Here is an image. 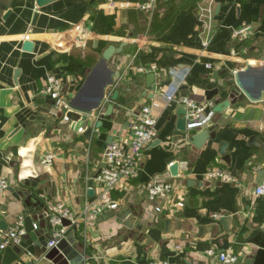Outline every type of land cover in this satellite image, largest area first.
<instances>
[{"label":"crops","instance_id":"0c3cea01","mask_svg":"<svg viewBox=\"0 0 264 264\" xmlns=\"http://www.w3.org/2000/svg\"><path fill=\"white\" fill-rule=\"evenodd\" d=\"M206 1H160L149 11L137 6L140 0H52L43 6L36 0H0V177L28 192L39 224L37 232L24 236V247L39 256L35 248L50 234L46 213L51 205L64 201L80 212L95 199L99 185L94 181L96 195L90 196L83 174L93 175L105 162L110 142H128L135 112L149 104L158 133L143 152L138 175L113 189L116 209L68 232L76 234L73 244L63 245L71 259H77L78 251L84 256L78 264H148L155 259L217 264L208 249L233 247L240 264L248 259L264 264V195L253 193L264 183V98L252 101L236 81V72L247 63L258 68L264 63V0H213L211 32L201 21ZM246 24L252 32L233 38V29ZM26 40L33 41V51L24 50ZM124 41L123 51L110 60L121 77L109 89V101L81 124L83 132L73 129L72 121L60 117L57 102L41 92L47 77L61 79L72 97L103 51ZM232 49L238 56L231 55ZM151 66L155 69L138 70ZM173 70L185 77H174ZM149 73L155 75L151 86ZM174 87H179L178 97L202 99L213 112L206 128L215 136L200 147L189 141L195 131L189 130L187 138L176 134L177 110L184 106L164 96ZM226 100L230 105L215 112ZM48 152L56 158L44 167L40 159ZM171 162L178 163L176 176ZM210 166L227 169L241 185L207 178ZM168 177L175 183L174 200L157 212L147 190L154 179ZM25 209L9 190L0 194V220L8 228L26 217ZM112 211L116 215L107 216ZM124 211L132 216L131 226L120 222ZM3 259L0 249V264Z\"/></svg>","mask_w":264,"mask_h":264},{"label":"built area","instance_id":"2783aa9c","mask_svg":"<svg viewBox=\"0 0 264 264\" xmlns=\"http://www.w3.org/2000/svg\"><path fill=\"white\" fill-rule=\"evenodd\" d=\"M114 0H108L111 2ZM160 1L170 0H140L138 7L144 10H153L157 3ZM214 19V7L213 0H208L202 6V18L204 29L211 32L213 29ZM253 30V26L246 24L239 28L233 29V38H244L250 34ZM88 34L91 31L86 30ZM82 41H86V38H80ZM209 38L205 39L207 44ZM86 43V42H85ZM231 55L238 56V52L232 49ZM210 66V64H208ZM155 69V66L140 67L138 70L141 72H147ZM174 77L184 78L185 74L173 70ZM179 87L171 88L165 91L164 96L170 100H176L181 103L186 109L187 129L192 131H198L206 128L211 122L213 112H208L207 102L202 99H197L193 96H181L178 97ZM44 95L51 97L57 102L58 106L63 112L60 114L58 111H54V115H60L65 121H72L66 116V111L69 108L68 101L70 99L68 95L65 83L57 78L55 75L50 74L47 77L45 87L41 91ZM157 117L153 112L152 105L144 104L138 111L135 112L134 118L131 121L130 138L128 142L113 141L107 145L105 150V162L106 166L102 169L101 173L96 177L95 181L99 185L98 194L94 200L86 202L80 212H76L68 203L64 201H57L51 205L49 210V224L52 240L48 243L47 248L50 249L56 246L61 239L68 235V232L74 230L77 224L81 221H89L96 218L99 214L109 210L116 209L119 205L117 201L112 198V191L122 181L131 179L138 175L141 169V158L145 148L150 145L157 136ZM78 131L83 132L84 128L79 127ZM56 155L52 152L46 153L42 157L41 164L44 167L53 165ZM173 165V162L170 163ZM205 176L213 180H220L226 182H232L241 185L239 179L227 169L220 166H210L205 171ZM10 181L7 178L0 177V194L8 190ZM175 183L172 178L154 179L147 190L148 198L151 202L155 203V210L162 212L168 205H171L175 196ZM253 193L256 196L264 195V183L255 186ZM165 201V202H162ZM1 214V213H0ZM229 215L224 213H216L214 217L225 218ZM63 219L70 221L69 225H64ZM34 228L37 229V224H34ZM25 217L20 216L14 225L7 230L0 229V236L2 242L0 243V249L4 250L7 246H22L23 259L22 264H38L40 257L35 254L34 251L23 246V239L26 235ZM208 254L217 258V264H240L241 255L233 247H229L226 250L215 251L213 248L208 249ZM20 258V259H21ZM148 264H169L167 260L155 259L151 260Z\"/></svg>","mask_w":264,"mask_h":264},{"label":"water","instance_id":"95a60500","mask_svg":"<svg viewBox=\"0 0 264 264\" xmlns=\"http://www.w3.org/2000/svg\"><path fill=\"white\" fill-rule=\"evenodd\" d=\"M52 0H36V3L39 6H43L49 3ZM10 14V10H9ZM38 17V12L35 14L34 20ZM126 41L120 43L119 46L109 45L102 53L101 57L94 64L92 70L88 74L85 82L78 89V91L70 97L68 101L69 108L66 111V116L69 120H72V128L78 130L81 124L87 122L90 114H93L95 110H101L107 101H109V89L116 85L117 81L121 77L120 71L114 69L110 65V60L116 53H120L123 51ZM24 50L33 51L34 43L33 41L26 40L23 43ZM257 73V74H256ZM155 81V75L153 73H149L147 75V84L151 86ZM236 81L239 87L243 90V92L252 100V101H260L264 98V63L260 68L256 67L252 63H247L246 68L241 69L236 72ZM118 90L114 91L112 95V100H116L118 97ZM54 100V99H52ZM230 105V101L226 100L220 104H218L215 108V112H222ZM114 104L111 102L107 106V114H110ZM179 115L176 123V134L181 135L183 138H187L190 134V131L187 129V118L186 113L187 109L185 107L179 108L177 110ZM98 125H102L100 121ZM93 132V128L90 127L87 129L85 135L91 137ZM189 141L196 145L197 147L202 146L205 141L212 137L214 138L215 133H213L209 128H203L198 131H195ZM111 143V142H110ZM222 151H224V146ZM42 159H40V162ZM106 166V162L102 163L101 166L93 173V175L83 174V177L87 179L89 186V195L95 196L96 189L93 187V183L96 177L101 173L102 169ZM171 173L176 176L179 173L178 163H174L170 167ZM8 190L14 194L17 199H20L26 205L25 209V228L26 234H30L31 232H37V229L34 228V206L28 202V192L24 189H17L14 186H9ZM40 204V202L38 203ZM34 205V204H33ZM44 207V205L42 206ZM116 213L114 211L107 214V216H115ZM47 216L48 221V232L50 231L49 224V211ZM120 222H124L125 225H130L128 220L132 218L130 217V212L124 211L121 214ZM64 225H69L70 221L68 219H63ZM38 224V223H37ZM39 225V224H38ZM0 229L7 230L8 224L4 220H0ZM50 233V232H49ZM41 239V245L39 244L35 249L39 254L40 260L38 264H78L84 258L83 254L76 251L78 253L77 259H71L69 255V251L65 249L63 246L67 241L72 244L76 241V234L74 231H71L67 238H63L60 242L48 249L47 245L52 240L51 233L49 236L45 237L43 241ZM43 241V243H42ZM2 242V237L0 236V243ZM43 245V246H42ZM72 249L73 246L71 247ZM23 254L22 246H7L4 249V259L3 264H13L16 261H19ZM70 263H69V262ZM252 260L248 259L244 262V264H251Z\"/></svg>","mask_w":264,"mask_h":264}]
</instances>
